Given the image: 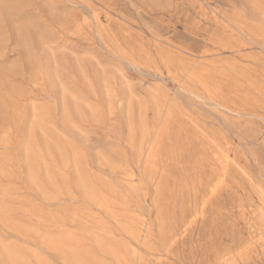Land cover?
<instances>
[{"label": "rangeland", "instance_id": "obj_1", "mask_svg": "<svg viewBox=\"0 0 264 264\" xmlns=\"http://www.w3.org/2000/svg\"><path fill=\"white\" fill-rule=\"evenodd\" d=\"M0 264H264V0H0Z\"/></svg>", "mask_w": 264, "mask_h": 264}, {"label": "bare ground", "instance_id": "obj_2", "mask_svg": "<svg viewBox=\"0 0 264 264\" xmlns=\"http://www.w3.org/2000/svg\"><path fill=\"white\" fill-rule=\"evenodd\" d=\"M115 54V53H114Z\"/></svg>", "mask_w": 264, "mask_h": 264}]
</instances>
